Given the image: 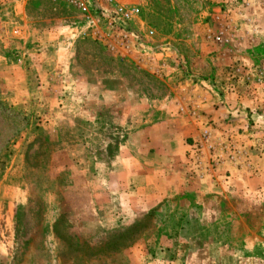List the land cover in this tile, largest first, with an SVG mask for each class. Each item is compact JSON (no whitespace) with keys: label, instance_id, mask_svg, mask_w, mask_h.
Here are the masks:
<instances>
[{"label":"rangeland","instance_id":"1","mask_svg":"<svg viewBox=\"0 0 264 264\" xmlns=\"http://www.w3.org/2000/svg\"><path fill=\"white\" fill-rule=\"evenodd\" d=\"M118 1L114 49L103 15L0 0V264H264V0ZM157 122L194 157L123 177Z\"/></svg>","mask_w":264,"mask_h":264},{"label":"crops","instance_id":"2","mask_svg":"<svg viewBox=\"0 0 264 264\" xmlns=\"http://www.w3.org/2000/svg\"><path fill=\"white\" fill-rule=\"evenodd\" d=\"M51 77H53V75H51ZM171 104L169 101L161 102V106L159 107V109L166 110L171 106ZM213 114H214V120L219 121L218 112H215ZM168 126L169 125L167 124V122L166 123L157 122L155 125H153L152 127L148 129L144 128V129H139L136 131V133L134 134L135 139L143 143L147 147L146 150H148V146L150 145V142H151V140L148 139L147 137V132L151 130H155L157 132L160 131L162 133V137L160 136V139H157L156 143L154 144L161 143V145L159 146V148L156 147L155 150L153 151V155H151V157H153V161L150 163L151 165L149 166L147 163L144 164L143 161L139 159L138 157L133 158L135 162H131L132 164L130 165L129 163L130 159L128 156L129 153H127V151L124 152V150H122L120 153V157H122V160H120L121 169H119V172H122L123 177L124 175L128 177L130 174H138L140 178L146 173H149V172L152 173L153 171L155 173L159 172V174L162 175V174H165L166 171L170 172L172 169L178 170L181 164L184 163L186 160L191 161L190 159L194 157L193 152H191V154H188L187 150L189 149V147L190 148L193 147V143H192L193 141L188 140L184 142L180 136L183 135V132L184 134H188V132H191V133H194L193 136H195L196 131L195 132L191 131L190 129H192V127H190L189 129V127H187L186 125L184 126L180 124L176 127L175 131L173 130L169 131L167 128ZM174 132H176L177 135H175ZM122 147H125V146H122ZM220 170L222 172H225L223 171L224 169L222 168H220ZM197 171L198 170H196L195 175L197 174ZM210 171L211 169L209 170L204 169V173L202 177V181H204V184L202 187L206 189L211 188V187L215 188L216 187L215 183H217V181L221 179L219 172H214V171L210 172ZM231 173L233 176H236L234 170H232ZM211 175H217L218 178H216L215 180L211 179ZM155 179H158V178L156 177ZM127 182H130V177L129 179L126 178V181H124L121 178H118V180L115 181V183L121 184L122 186L126 185Z\"/></svg>","mask_w":264,"mask_h":264},{"label":"built area","instance_id":"3","mask_svg":"<svg viewBox=\"0 0 264 264\" xmlns=\"http://www.w3.org/2000/svg\"><path fill=\"white\" fill-rule=\"evenodd\" d=\"M16 5H25L28 0H13ZM88 16L103 15L110 19L109 30L103 38L111 48L127 47L132 39L130 23L142 21L139 6L124 7L118 0H64ZM100 17V16H97Z\"/></svg>","mask_w":264,"mask_h":264}]
</instances>
